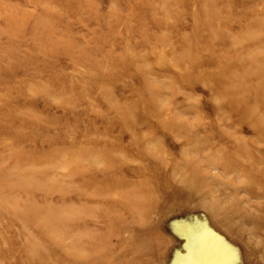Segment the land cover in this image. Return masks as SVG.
I'll use <instances>...</instances> for the list:
<instances>
[{
    "label": "rangeland",
    "instance_id": "1",
    "mask_svg": "<svg viewBox=\"0 0 264 264\" xmlns=\"http://www.w3.org/2000/svg\"><path fill=\"white\" fill-rule=\"evenodd\" d=\"M258 11L264 28V0H0V264H180L201 235L245 251L193 200L132 204L198 171L210 203L264 205L247 197L264 186V39L232 42Z\"/></svg>",
    "mask_w": 264,
    "mask_h": 264
},
{
    "label": "bare ground",
    "instance_id": "2",
    "mask_svg": "<svg viewBox=\"0 0 264 264\" xmlns=\"http://www.w3.org/2000/svg\"><path fill=\"white\" fill-rule=\"evenodd\" d=\"M259 13H260V11L252 14L248 18L247 23L244 26L245 27L244 31H242V33L238 37H236L235 39L232 40L233 46L236 48L235 49L236 55H238V54L243 55L245 52L246 53L249 52V54H251V53H261L262 54L263 53L262 50L259 48V45L261 43V42L259 43V40L261 41L262 39H264V31H263L264 28L261 25V20L257 17V15ZM262 15H264V11H262ZM249 42H251L253 44H255V43H257V44L247 45L249 47H247V46H245L246 48L243 47V51L238 50L242 44L249 43ZM237 50H238V52H236ZM224 71H226V70L224 69ZM255 73H257V72H255ZM229 86L230 85L226 82L225 84H223L222 90L224 92H227V93L230 92ZM230 87H235V85L230 86ZM235 88H238V87H235ZM263 88H264V85L261 86V89H263ZM226 100H227V102H229V105L225 104V106H231L233 104V101L230 99L229 95L227 96ZM257 115H259V114H257ZM242 116H244V113H242ZM253 117H254V115H253ZM128 119L129 118H127V120ZM231 148L233 150H235V149L239 150L240 146L238 145V143L237 144H231ZM242 151L244 152V150H242ZM231 161L228 162L227 164L223 165L222 170L225 171L226 173L227 172L231 173V172H234V170H235V176H238L237 170L242 169V167L239 166V167H235V169H234L233 167L235 166V164L232 163L234 161H232V162ZM106 167H107V165H106ZM183 169H184V166H183ZM164 175L166 176V178ZM164 175H163L164 177H161V178L157 177L155 180H153V188H154L153 190L143 191V192L135 195L134 199L136 198V200H135V202L133 201L134 204H132V205H135V206H133L134 209H138V211H139V209L144 210V208H146V207H144L143 200L146 201V199L151 198V197L155 198L159 191L162 193L169 194V195H175V196L177 195L182 200H184V202L185 201L190 202V200H193V201H195V203L199 204V206H201V208L203 207L210 212V214L212 215V219H214L216 222L215 224L222 226L223 221L228 222L227 226H224V227H226V231L229 233L228 235H232L233 237L238 238L241 241L240 243L246 248V250L244 251L241 247L237 249V247L229 245L226 242L227 239L223 235L221 236V237H223L221 239L216 238V237H212V241L206 240L208 237L207 235L205 236L206 239H204V240L201 239L202 238V235H201V238H198V240H196L197 250L194 252V254H190V255L185 254V255L181 256L180 257V259H181L180 264H248V261L252 258L256 259L259 262L264 261V205L263 206L259 205L258 207L257 206L254 207L253 210L256 213L251 212L252 213L251 214L249 211L246 212V210H241V207L238 204H244V202H238L240 200H237L234 197L232 199L230 198L231 199L230 205L235 204L234 205L235 208L230 209V211L224 210V206L220 202L216 201L214 203H210L211 201H207V199L205 200V197L211 193V190L203 189V187L200 186L201 182H205L207 180H214L213 175H210V176L206 175L205 176V175H202L198 171L191 172V175L187 179L182 181L181 184L183 185L184 190H180V191L175 189L170 184L171 177L169 176V174L166 173ZM172 175H173V173H172ZM182 179H183V177H182ZM148 180L149 179L144 176L142 178L141 182L139 183L140 186L146 184ZM171 180H174V178ZM178 181L176 180V182H178ZM248 183H249V181H248ZM175 185H177V184H175ZM120 186L121 185H119V187ZM127 186H128V188L133 187L132 184H127ZM127 186H126V188H127ZM177 186L179 187L180 185H177ZM232 186H233V190L234 189L237 190L239 187V185H236V184L235 185L233 184ZM240 186L242 187V185H240ZM128 188H127V190H129ZM120 189H121V187H120ZM123 190H125V189H123ZM127 190H126V192L124 191L125 192L124 196L129 198L130 192H128ZM247 190H248V192H247ZM247 190H246L247 197L264 200V186L263 185L259 186L258 189H256V190L251 189L250 187ZM125 197H123L122 199H124ZM119 198H121V197H119ZM236 198H238V197H236ZM129 201L130 200H128V202ZM133 202L131 201V203H133ZM160 202H161V200H160ZM188 204L189 203L187 202V205ZM193 206L195 207V205H193ZM136 211L137 210H135V212ZM156 211H157V209H155V213H156ZM158 213H159V211H158ZM259 213L260 214L262 213L263 217L259 216ZM139 222H141V219ZM236 226H237V228L238 227L239 228L235 230L234 227H236ZM226 231H224V232H226ZM227 232H226V234H227ZM204 242H208V249L209 250L208 249H206V250H208V252L210 251V253L213 252V255H211V256L207 255L206 256V254L204 253L205 247L202 244ZM205 244H207V243H205ZM211 245H215L216 249H213ZM256 249L258 251H256ZM259 249H261V250H259ZM152 262H154V261H152ZM176 264H179V263L176 262Z\"/></svg>",
    "mask_w": 264,
    "mask_h": 264
}]
</instances>
